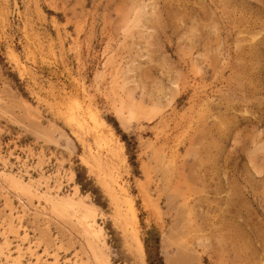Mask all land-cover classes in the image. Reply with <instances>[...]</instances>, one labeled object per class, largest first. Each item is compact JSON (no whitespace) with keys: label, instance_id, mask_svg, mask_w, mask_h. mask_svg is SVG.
<instances>
[{"label":"rangeland","instance_id":"1","mask_svg":"<svg viewBox=\"0 0 264 264\" xmlns=\"http://www.w3.org/2000/svg\"><path fill=\"white\" fill-rule=\"evenodd\" d=\"M0 172L104 252L5 183L0 264H264V0H0Z\"/></svg>","mask_w":264,"mask_h":264},{"label":"bare ground","instance_id":"2","mask_svg":"<svg viewBox=\"0 0 264 264\" xmlns=\"http://www.w3.org/2000/svg\"><path fill=\"white\" fill-rule=\"evenodd\" d=\"M79 116H80V114H79ZM78 118H74V120L78 121L79 126H81L82 128H88V126H85L84 124H82L83 119L81 118V116ZM98 146H100V145H98ZM92 150L93 149L90 148V152H93ZM41 180H39V181H41ZM5 183H8L10 188H12L13 190H15L18 193L17 196L19 197L18 199L21 200V205H22L21 211H22V213H25L29 210H32V211L35 210L37 213L43 215L44 217H49L51 214H53V216L57 215V214H62V215L68 214L72 218H74L75 221H77V223H79L81 225V227L83 228V234L86 237L87 251H89L87 253L90 254L89 256H91V258L94 260H97L100 257H102V253L104 254L102 248L95 244V239L101 240V227H99L100 225H98V223L95 220L96 214H95L94 208L88 207L89 205L86 206L84 201L76 199V196L78 195V189H76L77 191H75L71 194H68L66 196L60 195L59 194L60 191L58 190L55 193L56 195L45 198V196L44 197L42 196L43 194L40 195L41 192L40 193L34 192L37 189L34 187L33 182H31V181L26 182V180L23 179L22 176L9 175L7 173H3V172L1 173L0 172V188H2V189L5 188V186H4V185H6ZM109 192L111 193V196L114 199H119L120 196L127 194V189L123 183H120L115 178H112ZM20 193L21 194L27 193L33 197L36 196L37 201L40 204V206L43 205L42 208H40V207L39 208L29 207L28 203L23 201V198L21 197ZM6 203H7L6 205L8 206V211H9L10 216L11 217L14 216V210L15 209H14V207L11 206V202H10V199L8 197L6 198ZM130 207H132V206H130ZM18 215H20V217H21L23 214H18ZM132 216H133V214H132ZM58 217H59V215H58ZM133 217H135V215ZM18 218H19V216H18ZM141 250H143V249H141ZM7 255H6V257H7ZM8 258H7V260H8ZM11 259L13 260V264H19V257H16L15 259H13V257H12Z\"/></svg>","mask_w":264,"mask_h":264},{"label":"trees","instance_id":"3","mask_svg":"<svg viewBox=\"0 0 264 264\" xmlns=\"http://www.w3.org/2000/svg\"><path fill=\"white\" fill-rule=\"evenodd\" d=\"M155 242L158 243V241H155ZM156 260H157V262H158L159 264H161V259H160L159 257H157ZM153 261L155 262V259H154ZM153 261H152V262L150 261L149 263H150V264H154Z\"/></svg>","mask_w":264,"mask_h":264}]
</instances>
